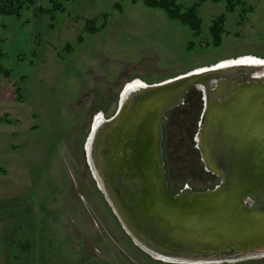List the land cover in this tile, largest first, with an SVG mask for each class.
Returning a JSON list of instances; mask_svg holds the SVG:
<instances>
[{"label": "rangeland", "instance_id": "obj_1", "mask_svg": "<svg viewBox=\"0 0 264 264\" xmlns=\"http://www.w3.org/2000/svg\"><path fill=\"white\" fill-rule=\"evenodd\" d=\"M54 4L61 8L52 11ZM178 4L182 10L198 4L199 35L132 0H31L20 19L13 16L23 26L22 39H7L0 27L1 64L19 88L17 103L0 104L8 109V120L0 119V204L10 207L0 209V264H181L153 258L133 242L84 151L95 118L115 114L128 83H158L243 56L264 58V0ZM221 17L216 46L210 27ZM189 103L169 113L164 125L173 193L219 183L189 135ZM217 264H264V258Z\"/></svg>", "mask_w": 264, "mask_h": 264}, {"label": "water", "instance_id": "obj_2", "mask_svg": "<svg viewBox=\"0 0 264 264\" xmlns=\"http://www.w3.org/2000/svg\"><path fill=\"white\" fill-rule=\"evenodd\" d=\"M259 59L125 86L115 114L102 116L95 127L93 122L84 144L90 171L122 228L153 258L181 264L264 258V58ZM193 89L203 100L196 146L219 183L173 193L164 125Z\"/></svg>", "mask_w": 264, "mask_h": 264}, {"label": "trees", "instance_id": "obj_3", "mask_svg": "<svg viewBox=\"0 0 264 264\" xmlns=\"http://www.w3.org/2000/svg\"><path fill=\"white\" fill-rule=\"evenodd\" d=\"M143 2L149 8L160 9L166 12L168 17L172 20H177L181 24L187 26L195 35H199L202 31V19L198 14V4L193 7L186 8L182 10V7L178 4L180 0H132L133 3ZM31 0H0V14L6 16H15L16 18H21L22 10L28 8L26 4H30ZM54 9L52 11L60 9V5L54 4ZM44 11L41 8V12ZM223 17L219 20H215L210 27V32L213 36V43L216 46L221 44L222 34H223ZM88 32L95 33L97 31L95 28H88ZM3 40L0 39V74L6 78L11 76V70L5 68L1 61L6 58V54L1 50V45ZM16 95L19 98V88L16 87ZM3 121L8 120L7 118L2 119ZM1 172V171H0ZM254 261V260H251Z\"/></svg>", "mask_w": 264, "mask_h": 264}, {"label": "crops", "instance_id": "obj_4", "mask_svg": "<svg viewBox=\"0 0 264 264\" xmlns=\"http://www.w3.org/2000/svg\"><path fill=\"white\" fill-rule=\"evenodd\" d=\"M0 27L5 28L7 39L15 38L16 40H20L24 36L23 32V26L19 23V21L14 18L13 16H6L0 14ZM17 54H20V51L17 52ZM16 54V55H17ZM13 76L11 73V76L9 78L4 77L0 74V104L7 101L9 103H17V95H16V83L12 81ZM1 108V107H0ZM3 116L1 117V114ZM8 114V109H0V119H4V117ZM19 118H17L18 120ZM1 124V123H0ZM0 174H2L0 172ZM2 175H0L1 177ZM3 177V176H2ZM5 187L3 183L0 185V194L1 196H4ZM5 208V212H9V206L4 205V202L0 204V209L3 211Z\"/></svg>", "mask_w": 264, "mask_h": 264}, {"label": "flooded vegetation", "instance_id": "obj_5", "mask_svg": "<svg viewBox=\"0 0 264 264\" xmlns=\"http://www.w3.org/2000/svg\"><path fill=\"white\" fill-rule=\"evenodd\" d=\"M190 101L189 105L191 107H193V116H192V123H191V126H189V130H190V136L192 137L193 141L195 142V148H197L196 146V140H195V137H196V134L198 132V129H199V122L201 120V115H202V111H203V100L201 98V93L196 90V89H193L191 90L187 97L185 98V101L182 105H180L179 107H183L187 101ZM179 107L175 108L174 110H172L171 112H175V110H177ZM170 112V113H171ZM179 111L176 112V114L178 113ZM198 116V117H197ZM174 118V117H172ZM171 118V120H172ZM168 120V119H167ZM196 126V130H194ZM210 175H212L213 177H215L213 174H211L210 172H208Z\"/></svg>", "mask_w": 264, "mask_h": 264}, {"label": "bare ground", "instance_id": "obj_6", "mask_svg": "<svg viewBox=\"0 0 264 264\" xmlns=\"http://www.w3.org/2000/svg\"><path fill=\"white\" fill-rule=\"evenodd\" d=\"M232 60H234V61H232ZM232 60H227V61L221 62V66L222 65H226V64H231L233 62H240V63H256V62H261V60L259 59V57H255V56H243V57H240L238 59H232ZM138 85H144V83L141 82V81H139V80H135V81H132V82L128 83L126 85V88L127 89L128 88H131L132 89V88H134V87H136ZM102 116L103 115H99V116H97L95 118L94 127L96 125H98V123L101 121Z\"/></svg>", "mask_w": 264, "mask_h": 264}]
</instances>
